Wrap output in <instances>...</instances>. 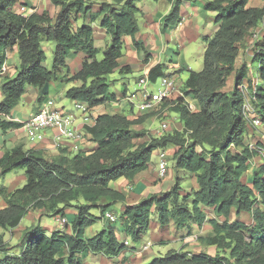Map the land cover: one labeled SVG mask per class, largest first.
<instances>
[{"label": "trees", "instance_id": "1", "mask_svg": "<svg viewBox=\"0 0 264 264\" xmlns=\"http://www.w3.org/2000/svg\"><path fill=\"white\" fill-rule=\"evenodd\" d=\"M20 1L0 0V53L15 46L20 60L17 75L12 79L6 77L0 83V131L21 127V122L10 118L21 96L28 87L41 90L60 78L63 68L68 70L66 57L72 50H80L85 56L68 79L78 84L70 86L64 96L85 102L90 108L116 101L107 76L127 68L119 65L124 36H130L134 47L145 58L148 56L142 42L135 38L137 4L142 0L101 3L97 12L101 15L99 26L110 36L109 44L102 51L93 45L90 24L72 25V14L84 8L85 0H56L60 9L54 18L46 10L23 17L15 10ZM251 1H205L204 9L214 12L216 30L202 37V69L189 70L182 88L186 96L197 101L198 108L191 110L182 97L169 101L171 110L178 114L180 129L167 130L136 143L147 132L135 126L153 112L131 118L124 113L103 111L96 115L94 125L87 127L86 138L95 144L89 154H71L64 148L57 156L48 157L41 149H23L20 145L2 154L0 175L21 169L25 182L13 190L0 188L5 202L0 208L1 229L15 228L29 208L62 216L67 207H74L76 211L70 218V233L47 234L40 227L31 228L17 244V252H11L13 247L0 232V264H65V261L81 264L77 254L84 251L107 257L119 255L125 245L117 240L110 227L90 238L84 237L85 228L98 219L90 210L98 208L104 218L111 203L125 200L121 192L110 187V182L120 178L132 180L147 169L155 149L166 147L177 148L173 154L175 167L191 174L194 187L182 193L183 186L177 178L169 190L126 204L120 214L121 229L132 241L140 242L149 231L152 218L160 224L174 222L177 228H191L194 222L199 225L204 222L205 209H210L214 214V218L208 219L212 234L197 239L214 245L217 252L209 255L168 251L148 264H264V161L250 174V184L245 183L243 177L249 161L258 150L250 148L245 138L249 129L242 111L244 94L239 86L247 77V65L236 68L238 43L264 22V0H259L260 5ZM179 4L180 0H173L164 17L165 23L173 20ZM85 8L87 11L89 7ZM41 40L56 43L51 69L43 65L46 57ZM99 51L101 59L96 58ZM255 60L257 75L264 81V32L262 42L253 49L252 63ZM2 62L3 56L0 65ZM148 75L154 80L166 74L160 65H155L148 70ZM231 75L233 88L223 90ZM248 82L253 103L264 123V87L258 86L254 91L252 81ZM44 96L45 93L39 94L38 101ZM196 146L200 150L196 151ZM242 212L248 213L250 220H231L232 214L238 216Z\"/></svg>", "mask_w": 264, "mask_h": 264}, {"label": "crops", "instance_id": "2", "mask_svg": "<svg viewBox=\"0 0 264 264\" xmlns=\"http://www.w3.org/2000/svg\"><path fill=\"white\" fill-rule=\"evenodd\" d=\"M35 1L37 2V0H35ZM43 1H45V2H43ZM55 1L56 0H42V1H40L39 2V3H41L40 6H42V7H40L41 11H43V10H46L47 12L48 11H50V12L56 11V13H57L60 9V6L56 5ZM62 1H70V0H62ZM104 1H110V0H85L83 7L84 8L89 7L88 10L86 11L85 10L86 8L85 9L81 8L77 11V13L72 14V25H73V27L83 25V23L91 25L92 31H93V33H92L93 45H94V47L99 48L101 51L104 48H106L110 42V39H108V37L110 38V36L107 34L105 29H103L99 26V19H100L101 15L97 13L98 10L100 9L101 3ZM205 1L206 0H180V5H179L178 11H180L181 17H180V19H178L177 22L181 21L182 24L180 26L176 25L177 28L174 30L172 27H170L168 32H166V27L168 25H170L173 22V20L168 22V23H165L164 17L166 16V14L169 13L173 0H171V1H169V0H155L153 5L146 4L145 6H142L139 2L137 4V7L139 8V12L136 14L138 31L135 34V38L142 42L143 47L145 48L146 52L148 53V56L145 58L144 53L141 50H138L134 47L133 40L130 36H124L123 41H124L125 50H124L122 56L119 58V65L121 67L126 66L127 68L122 70V71L121 70L115 71V72H118L122 75L120 78L121 79L125 78V76H126L125 74L131 73L133 70L141 71L143 73L148 72V70L155 65H160V69L162 70V67H161L162 62H163L162 61V54L166 51L167 52L169 51L168 47L166 48L164 43L167 44L169 42H172V40L177 39L179 41V47L182 50L183 49L182 44L187 43L188 40H190L191 38H195V36L200 35V34H203L202 37L212 35L213 32L216 30V26L213 23L214 12H212V14H209L210 11H207L204 9ZM254 1H256V0H254ZM158 3H160V4H158ZM181 3H182V6H181ZM254 5H260V2L258 1ZM50 12H48L49 15H50ZM139 15H140V17H139ZM51 17H53V16H51ZM203 22H204V24H202ZM210 23L213 24L212 29L208 28V26H210ZM163 26L165 27L164 29H163ZM15 53H16L15 46H12L11 49L7 48L3 51V53H0V59L2 56L4 57L3 62L1 63L2 67L0 65V67H1L0 68V83H1L2 79L11 76L13 73L15 68L12 66V59H13L12 57ZM70 55H71V58L68 61L66 59V64H67L69 70L71 69L70 66L73 65L75 67V69L73 68V72H74V71L78 70L85 54H84V52H82L80 50H78V51L72 50L70 52ZM177 56H179V54ZM173 58L174 57H171V56L165 57V62L168 63V65L166 64L168 69L171 66H172L171 69L177 68V69H179V71L181 69H183L184 65L181 62V60H182L181 57H179V60H175ZM168 60H170L171 62H168ZM187 70L189 71V69H187ZM168 71L169 70H167L166 73L163 71L165 74H167L166 76H170L172 74V73H169ZM114 81H116V80H114ZM48 84H46L41 90H39L38 88H34V87H28L27 88V90L31 91L32 94L35 95V97L33 99L34 101L37 99L39 93L40 94L45 93L46 99L51 98L49 95H47V93L50 90V88L47 89ZM75 84H78V83H73V82L71 83L70 82V86L75 85ZM68 86L69 85H67L65 87H64V85L60 86L59 87V89H60L59 94L64 96L65 91L70 87V86L69 87ZM110 88L116 95V101L107 102V103H105V105L99 106L100 109L106 108L105 112H108V113H124V114H127L128 116H130L131 118H134L138 115H142V114H139L138 110L136 113L133 112L134 102L130 98L126 97V89L125 88L122 89L121 91L118 88H116L115 85H113ZM37 90H39V92H37ZM181 90H182V88H181ZM133 94H134V96H133L134 99L137 101V99H138V88L133 91ZM176 98H178V97H176ZM1 99H2V97L0 94V100ZM126 99H127V102L129 103L128 109H126L127 104H124V101ZM181 99L183 100L184 103H187L188 107H189V105H191L193 107L192 110H195L196 108H198L197 101L193 100L192 98H189V96L185 95V97L181 98ZM40 104H37L36 106H34L33 111H31V113L35 112L39 108ZM170 106H171V104L169 102L166 106H162V110H163L164 114L169 115L167 113L168 109L172 112ZM173 112H174V114L178 115L175 111H173ZM10 118H11V120H15V121L19 122L17 115H14L13 112H12ZM154 120H155L154 118L153 119L147 118V119H145L144 123L138 124L136 126L143 125V127H146L148 125V123L151 121L150 122L151 124L154 123V126L156 125L154 129H157L159 123H156V120L155 121ZM262 127L263 128H260V131H250L249 130L245 136V138L248 137L249 139H251L250 142L246 141L248 145L253 143L252 140H255V142L259 141L262 143V146H261L260 150L258 151V153L252 158V160L249 161V169L247 170V173L243 177V179L245 180V183H247V184H250V180H251L250 174L258 166L259 163L257 164V162L262 163L264 161V134L261 133V132L264 133V124ZM180 128H181V125H180ZM154 129H153V131H154ZM14 131H18V130H13V132ZM5 135H9L10 138H7L8 141H5V138H4ZM11 136H12L11 130L5 131V132L0 131V139H2L1 144H0V157L2 156V154L5 151L10 150L11 148H13L15 146L20 145V144H15V143L12 145ZM8 142L10 143V145L7 144ZM20 146H22L23 149H28V148L41 149L48 157L57 156V154L60 151V150L59 151L55 150L53 148L51 142H45V143H29L28 142V144H24V145H20ZM159 149H161V148H157L154 150L155 154H156L155 156H157ZM162 150H164V149H162ZM70 153L74 154V152L71 149H70ZM151 160L152 159H150V162H151ZM156 169H157V167L152 168V166L149 165L147 167V169L137 173L133 177L132 180L120 178L118 180L110 182V187L114 190L121 192L125 197V200L123 202H119L120 203L119 207L120 208L122 207L121 211L124 209V206L126 204H135L147 196L163 192V191H161V192L157 193V191H152V189H151L153 186H155L157 184L158 181L160 182L161 186L163 185V183L161 182L163 179L162 180L158 179L157 174H156ZM18 177L20 179H25V177L23 175L18 176ZM156 179H158L157 182H155ZM193 186H194V184H193ZM6 188L8 190H12V189H16L18 187H12L11 188V187L6 186ZM182 189H184V188H182ZM4 206H5V202L3 201L2 197L0 196V208L4 207ZM70 208L73 210L72 213H75L76 209L74 207H67L66 210L70 209ZM91 210H90V212H91ZM107 210H111V209L108 207ZM30 211H34V210L32 208H29L28 212L25 214V216L22 219L26 218V216L28 217V215H30ZM111 212L113 213V211H111ZM72 215L73 214H71V215L65 214L64 217L65 218L68 217V219L70 220ZM100 216H101V214H100ZM245 216H247V217L245 218ZM208 219H212L211 216H209V217L207 216L204 221L208 222ZM234 219H238V220H242V221L247 222L248 220H250V215L246 212H242L238 216H235L234 214H232L231 220H234ZM98 220L99 219H96L92 225L85 228V231H84V237L85 238H90L92 235L99 232V231H96L95 233L89 232L90 228ZM20 223H21V221H20ZM19 224L15 228H17L19 226ZM67 224L68 225L65 226L64 231L67 233H70L71 232L70 222L68 221ZM48 225L49 224L44 223V224L38 225V227L42 228L47 234H51L54 230L58 231V229H54L48 233L46 230V227ZM196 225L197 224H195V227H197ZM119 227H120V231H119V229L118 230L113 229L117 240L119 237V233L124 234V232L121 229L120 222H119ZM176 229L177 228H175V225H173V222L172 223H166V224H160L157 222V220L152 218V221L150 223V228L148 231L149 232V235H148L149 240L147 242H145L143 245H141V247H139V248H135L134 246H132V248H131V249H140V254L138 256H134L131 253L133 251L130 250L129 248H126L125 246H124V249L121 251V253L117 256H113L110 258L107 256H104V255L103 256L105 257V259H108L107 262L109 264H128L127 260H125L126 258H129L131 260L129 262V264H133V263L139 264V263H142V261L147 256L154 254L155 251H153V250H156V248L158 246L169 245L171 243L178 245V246H176L178 249H169L168 251H177L180 253L203 252V251H199V250L197 251V250H193V249L189 248V245H191V242L193 241V238L189 237L193 233L191 228H190L191 232L188 231L187 233L180 234L181 235L180 238L175 237V233L177 231ZM147 233L145 234V236H147ZM211 233H212V228H211V231L208 232L207 234H211ZM204 235H206V234H204ZM145 236H144V238H145ZM194 236H195V234H194ZM199 236H201V235H199ZM126 237L123 238V241H127ZM197 238L198 237L196 236L195 239H197ZM197 241L201 242L198 239H197ZM201 243H203V242H201ZM123 244H124V242H123ZM129 245L130 244H128L127 247H129ZM143 246H148V247L143 249ZM205 250H206V253L209 255H214L217 252V249L214 245L206 246ZM168 251H166V252H168ZM157 252H160V251L157 250ZM79 255L81 256L80 259H83L85 264H89L88 262L86 263L85 259L91 260L92 263L95 261V260L91 259V257H95L93 255H96V254H93L91 252L84 251V252L80 253Z\"/></svg>", "mask_w": 264, "mask_h": 264}, {"label": "rangeland", "instance_id": "3", "mask_svg": "<svg viewBox=\"0 0 264 264\" xmlns=\"http://www.w3.org/2000/svg\"><path fill=\"white\" fill-rule=\"evenodd\" d=\"M35 0H21L17 5H15V10L19 11L20 6L21 5H35L37 7V11L41 12L40 1H35ZM259 0H252L251 3L252 4H256V2H258ZM45 2V1H43ZM155 2V0H142L140 2V4L142 6H145L146 4L148 5H153ZM195 2V1H194ZM160 4V3H158ZM180 5V4H179ZM182 6V3H181ZM50 12V11H48ZM209 14H212V12H210ZM56 15V11L55 12H50V16H54ZM140 17V15H139ZM181 17V13L180 11L177 12V14L174 16L173 18V22L168 25L166 27V32L169 31V28L172 27L173 30L176 29V25H177V21L178 19H180ZM204 24V22L202 23ZM209 29L213 28V24L210 23V26H208ZM176 31V30H175ZM255 32V33H254ZM264 32V22H261L259 24V26L252 31V33L250 35H248L247 37H245L244 40H242L241 42L238 43L239 46V55L237 56L236 59V68L240 67L242 64H246L247 65V77H245L242 80V84L239 86V89H245L244 91V99L247 98L249 96V94L246 91V87L247 89L252 92L248 86V80H251L253 83V88L254 91L256 89V87H264V81L260 80V78L257 75V65L258 62L255 60L252 63V55H253V49L255 48L256 44H260L262 42V34ZM202 35H197L195 36V38H191L190 40H188L187 43H183V49L181 50V48L179 47V41L177 39L172 40V42L169 43H164L165 47L169 49V51L164 52L162 54V71H164L166 73L167 70H169V73H172L170 76L172 78H174V80L176 81V83L179 85V87L183 88V83L185 81V79L188 77V73L189 70H193V71H199L202 69V57H203V51H204V44L202 42ZM176 37V36H175ZM177 38V37H176ZM108 39H110L108 37ZM55 42L50 40V41H46V40H41L40 45L41 48L44 50L45 52V61L43 62V65L47 68V69H51L52 63H53V59H54V49H55ZM165 48V49H166ZM125 48L123 46V52H124ZM172 54V55H171ZM179 54V56H177ZM174 57L173 59L175 60H179V57H181V62L184 65L183 69H181L179 71V69L177 68H172V66L168 69V67L166 66V64L168 65V63L165 62V57ZM12 66L15 68L12 75L9 76L10 79L14 78L20 68V60L16 53L13 55L12 57ZM71 58L70 52L67 55L66 59L67 61ZM97 59H101L102 58V52L99 51L96 55ZM4 59V57H3ZM168 62H171L170 60H168ZM2 67V65H1ZM0 67V68H1ZM70 70L63 68L62 70V74L60 76V78H58L57 80H52L51 82H49L47 89L50 88L49 92L47 93V95H49L58 106H65L67 109H72L73 108V101L66 98L63 95L59 94V87L60 86H70V81L69 76L71 75V73L73 72V68L75 69V67L73 65L70 66ZM167 69V70H166ZM141 74H143V72L141 71H136L133 70L131 73L125 74V78L121 79L120 77L122 76L120 73L118 72H114L113 74H110L107 76L108 79V83L110 85V87H112L113 85H115L116 88H118L120 91L122 89H126V97L127 98H131V100L134 102L133 104V112L136 113L137 112V107H136V100L134 99V94L133 91L136 90L137 88L140 89V87L137 86V80L138 78L141 76ZM167 75V74H166ZM234 76L231 75L228 80L227 83L225 85V87L223 88V90H231L233 88V81ZM116 80V81H114ZM4 79L1 80V82H3ZM69 82V83H68ZM72 83V82H71ZM50 86V87H49ZM68 86V87H69ZM148 86V90H156L160 87V78L158 77L157 80L153 83H150L147 85ZM37 92H39V90H37ZM1 94V91H0ZM40 94V93H39ZM252 96L253 94L250 93ZM2 97V95H1ZM35 97L34 94H32L31 91L26 90L25 93L21 96L18 104L16 105L13 114L17 115V118L19 119V122H23L28 118V115L31 113V111H33L34 106H36L37 104H40L44 99H46V96L42 97L41 101H38V99H36L35 101L33 100ZM190 98V97H189ZM2 100V99H1ZM0 100V101H1ZM254 100V99H253ZM252 100V104L254 105L255 109H256V113L257 112V105L254 102L253 103ZM124 104H127L126 109L129 108V103L127 102V99L124 101ZM191 108H193L191 106ZM100 112L106 111V108H101L99 110ZM78 112H76L77 114ZM167 113L169 115H167L165 117V120H168L170 122L169 124V129H176V128H180V122L178 120V117L176 114H174V112L170 111L169 109L167 110ZM259 116V114H258ZM150 118H154L156 120V123H160L161 120H163V118H161L159 116V114H152L151 116L148 117ZM261 118V117H260ZM154 120V121H155ZM151 122V121H150ZM149 122V123H150ZM144 123V122H143ZM146 127H143V125L140 126H135L136 128H143L146 132L147 135H145V137L143 139H139L136 141V143L145 141V140H149L150 136L152 135H157L156 131L157 129H154V123L153 124H149ZM155 123V124H156ZM247 123V128L251 131H260V128H263V122L259 127H255L251 122H249L248 120H246ZM154 126V127H153ZM154 129V131H153ZM12 132V136H11V143L12 145L15 144H20V145H24V144H28V140L26 138V135L24 133V131L19 128L18 131H14L11 130ZM262 134H264L263 132H261ZM5 141H8L7 138H10L9 135H5L4 136ZM251 139H249L248 137L246 138V141L250 142ZM2 139H0V144H1ZM252 145L254 146L255 150H260L261 148V143H259V141L252 140ZM30 143V142H29ZM6 144V143H5ZM7 144L10 145V143L8 142ZM176 147H166L164 148V151L167 155V170H166V175L164 177H158L159 180H162L161 182L163 183V185H160V182L158 181V179H156L155 182H157V184L155 186H153L151 189L152 191H157L158 192H165L167 190H169L173 185L174 182L177 178L180 179V183L183 186L184 189H182V193L186 192V191H190L194 186V178L191 176V174L181 168H176L175 167V160L173 159V154L176 151ZM195 150L198 151L200 150L199 146L195 147ZM155 151L153 152L152 156H151V162H149V165L152 166V168H156L157 166V156H155ZM156 162V163H155ZM260 164V162H257V164ZM153 172V171H152ZM156 174H157V169H156ZM24 176V170L21 169H15L5 175H0V188L1 187H21L24 182L25 179H20L18 176ZM25 177V176H24ZM196 185V184H195ZM13 190V189H12ZM105 201H101V203H103ZM120 203L119 202H115V203H111L109 208L111 210H106V212H111L113 211V214H115L116 219L115 221H109L105 218L100 217V211L98 208H93L91 210V214H93L94 216L98 217V221L90 228L89 232L90 233H95L96 231H100L101 229H107V228H111V229H116L120 231V227H119V222H120V214H121V208L119 207ZM34 210V209H33ZM207 216H211V218H214L213 213L211 212L210 209H205ZM73 210L67 209L65 211L66 214H73L72 213ZM212 214V215H211ZM213 216V217H212ZM38 217V218H37ZM67 217V216H66ZM100 217V218H99ZM247 216H245L246 218ZM64 218V221L62 220ZM70 222V220L67 218H65L62 215H54V214H47L45 212H41L39 210H34V211H30V215H28V217L26 216V218L21 220V223L19 224V226L17 228L14 229H10V230H5V229H1L0 228V232H2L4 234V239L6 242H8L13 248L11 249V252H17L18 247L17 244L21 241V239L23 238V236L25 235L26 231H29V229L31 230V228H35L38 227V225L40 224H44L47 223L49 224L46 227L47 232H51L54 229H58V231H64L65 230V226H67V222ZM172 223V222H169ZM195 224H197L195 227ZM173 225L174 222H173ZM31 227V228H30ZM175 228H177L175 226ZM174 230V229H173ZM176 233H175V237L176 238H180V234L182 233H187L188 231H190V227L186 226L184 229L181 228H177L176 229ZM191 230L193 231V233L189 236L193 238V243L191 242V245H189L190 249L193 250H199V251H203L206 253V244L198 242L196 238V236L198 237L199 235H204L207 234L208 232L211 231L210 225L207 221L202 222L200 225L196 222L191 224ZM55 231V230H54ZM191 232V231H190ZM199 233V234H198ZM195 234V236H194ZM212 234V233H211ZM148 235L149 232L147 233V236H145V238H143V240H141L140 242H134L131 240L130 237H126L124 234L119 233V237L118 240L119 242L122 244L124 242V245L126 248H129L130 250H132L133 252H131L134 256H138L140 254V249H131L132 246H134L135 248H139L141 247V245H143L145 242H147L148 239ZM126 237L127 238V244H125V241H123V238ZM174 237V238H175ZM129 245V247H127ZM173 243L169 244V245H160L156 248L154 254L147 256L142 263L139 264H148L152 259H154L155 257H159L161 255H164L166 253V251H168L169 249H178ZM148 246H143L144 248H147ZM160 251V252H157ZM92 253V252H91ZM80 253L77 254V257L80 258L81 256L79 255ZM96 255H93L95 257H91V259L95 260L93 263L91 260H87L85 259L86 263L88 262L89 264H109L107 262L108 259H105V257L99 253H93ZM92 256V255H91ZM113 257V256H112ZM110 258V257H109ZM97 260V261H96ZM125 260H127V263L129 264V262L131 261L129 258H126ZM118 262V261H117ZM66 264V261H65ZM81 264H85L84 260L81 259ZM133 264H138V263H133Z\"/></svg>", "mask_w": 264, "mask_h": 264}, {"label": "built area", "instance_id": "4", "mask_svg": "<svg viewBox=\"0 0 264 264\" xmlns=\"http://www.w3.org/2000/svg\"><path fill=\"white\" fill-rule=\"evenodd\" d=\"M34 11H37V7L31 4L30 6L21 5L18 12L23 17H26ZM181 24L182 22L179 21L177 25L180 26ZM159 78L160 87L154 91H149L147 85L155 82L157 78L151 80L148 72L141 74L137 80V86L140 89H138V99L136 101L139 114L153 112L163 118L158 125L157 135H161L165 131L170 130V122L165 120L167 114H164L162 104L176 97H185L184 92L174 78L166 75ZM241 90L244 94L245 89ZM246 91L249 96L243 102V115L255 127H259L262 121L252 104L254 97L250 94L251 92L247 87ZM189 108L191 110L193 109L191 105H189ZM99 110L100 108H90L85 102L76 100L73 101V108L67 109L65 106H58L52 98H47L35 112L31 113L25 121L21 122L22 125L20 128L24 131L30 143L51 142L53 148L57 151L70 148L74 153L84 152L85 154H89L95 144L86 138L87 127L94 125L95 117L100 112ZM76 112L78 113L76 114ZM248 146L255 149L252 144ZM166 170L167 155L164 150L159 149L157 153L158 177H164ZM104 218L109 221H115L116 216L112 212H105ZM62 220L64 221V218ZM125 244H127V241H125Z\"/></svg>", "mask_w": 264, "mask_h": 264}]
</instances>
